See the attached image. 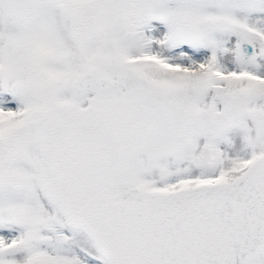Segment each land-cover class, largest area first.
I'll list each match as a JSON object with an SVG mask.
<instances>
[{"label": "snow or ice", "instance_id": "1", "mask_svg": "<svg viewBox=\"0 0 264 264\" xmlns=\"http://www.w3.org/2000/svg\"><path fill=\"white\" fill-rule=\"evenodd\" d=\"M0 264H264V0H0Z\"/></svg>", "mask_w": 264, "mask_h": 264}]
</instances>
